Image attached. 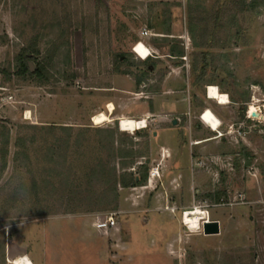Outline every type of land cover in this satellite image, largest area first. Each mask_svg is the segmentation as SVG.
I'll use <instances>...</instances> for the list:
<instances>
[{"label":"rangeland","instance_id":"374dc122","mask_svg":"<svg viewBox=\"0 0 264 264\" xmlns=\"http://www.w3.org/2000/svg\"><path fill=\"white\" fill-rule=\"evenodd\" d=\"M254 98L264 0H0V264H264ZM100 110L111 121L94 125ZM195 206L220 235L184 226Z\"/></svg>","mask_w":264,"mask_h":264},{"label":"bare ground","instance_id":"6f19581e","mask_svg":"<svg viewBox=\"0 0 264 264\" xmlns=\"http://www.w3.org/2000/svg\"><path fill=\"white\" fill-rule=\"evenodd\" d=\"M140 42H142L143 44ZM134 46L135 49L133 51L135 53L137 52L140 57L146 58L150 55V48L143 41H138ZM207 98L210 100H214L216 103L220 105H228L230 103V99L227 93L221 92L218 89V87L215 85H210L208 87ZM254 99L256 104L260 102L259 99L256 98ZM249 110L254 118L258 120L264 119L263 115L256 108V105ZM91 120L94 125H100L104 122L111 121V118L106 112L100 110L96 114H93ZM118 123L122 131H127L129 133H132L133 131L146 128L147 118L144 117V118L135 119L133 117L130 118V117L121 116L118 118ZM183 214H184V218L182 220V223L186 225V227H188L189 231L191 232L199 231L201 227V221L207 219L206 212L202 211L197 206H195L190 210H185V213L182 212V217ZM23 263H24V259L21 257L17 258L16 261L14 262V264H23Z\"/></svg>","mask_w":264,"mask_h":264},{"label":"built area","instance_id":"2783aa9c","mask_svg":"<svg viewBox=\"0 0 264 264\" xmlns=\"http://www.w3.org/2000/svg\"><path fill=\"white\" fill-rule=\"evenodd\" d=\"M149 34H150V32L147 30V29H144L142 32H141V36L142 37H146V36H149ZM135 49V46H133V50ZM149 56H152V53H151V51H150V55ZM148 56V57H149ZM253 103V102H252ZM249 108H250V105H249V107H248V110H247V113H246V117H247V119L248 120H250V121H252V122H257V123H260V124H263L264 123V119L263 120H258V119H256V118H254L252 115H251V112H250V110H249ZM256 108L258 109V111L263 115V117H264V102L263 103H257L256 104ZM204 112L205 111H203L201 114H200V116H199V118H200V120L203 122V120H202V118H203V115H204ZM205 124V123H204ZM158 173V172H157ZM183 213H185V211L183 212ZM116 216L115 215H110V216H108L106 219H104V220H99L98 221V223H97V228H99V229H112V228H115L116 227V218H115ZM183 218H184V214H183V217H181V220H183ZM208 222V221H210V219H209V216L207 215V219L206 220H203V221H201V227H200V229H202V225H203V223L204 222ZM184 226H186V225H184Z\"/></svg>","mask_w":264,"mask_h":264},{"label":"crops","instance_id":"0c3cea01","mask_svg":"<svg viewBox=\"0 0 264 264\" xmlns=\"http://www.w3.org/2000/svg\"><path fill=\"white\" fill-rule=\"evenodd\" d=\"M210 100V99H209ZM214 101V100H213ZM217 105H218V103H216ZM222 106V105H221ZM211 107H213V106H210V108ZM210 108H205V112H204V115H203V118H202V120H203V123H205V125L210 129H208L209 131H211V132H215V133H219L220 132V126H221V124H222V121H221V119L210 109ZM212 116H215V118H218L219 119V125L218 126H216V127H214L215 125L214 124H212L211 122H212V120L210 119V118H212ZM147 122H148V118H147ZM216 129V130H215ZM222 133L220 132V134L217 136V137H222L223 136V134L221 135ZM207 137V136H206ZM206 137L204 136L203 137V140H201V141H199V140H196V143H194V144H200V143H202V142H205L206 140H209V139H206Z\"/></svg>","mask_w":264,"mask_h":264},{"label":"water","instance_id":"95a60500","mask_svg":"<svg viewBox=\"0 0 264 264\" xmlns=\"http://www.w3.org/2000/svg\"><path fill=\"white\" fill-rule=\"evenodd\" d=\"M173 124H176V120L173 121ZM202 230L206 235L219 234L220 223L218 220H210L208 222L206 221L202 225Z\"/></svg>","mask_w":264,"mask_h":264},{"label":"trees","instance_id":"16d2710c","mask_svg":"<svg viewBox=\"0 0 264 264\" xmlns=\"http://www.w3.org/2000/svg\"><path fill=\"white\" fill-rule=\"evenodd\" d=\"M19 62H20V71H19V72L25 74L26 72H28V71L30 70L28 64H27L23 59L19 58ZM142 178H144V177H142ZM142 178L139 177V178L137 179V177H134V178H133V182H134L135 184H137L138 182H140V181L142 180Z\"/></svg>","mask_w":264,"mask_h":264},{"label":"flooded vegetation","instance_id":"af4514ba","mask_svg":"<svg viewBox=\"0 0 264 264\" xmlns=\"http://www.w3.org/2000/svg\"><path fill=\"white\" fill-rule=\"evenodd\" d=\"M221 229V228H220ZM200 231V233L203 235V236H218V235H220L221 233H219V234H211V235H206V234H204V232H203V230L202 229H200L199 230ZM186 254H188V252H186Z\"/></svg>","mask_w":264,"mask_h":264}]
</instances>
